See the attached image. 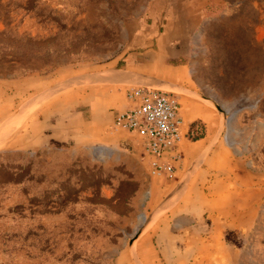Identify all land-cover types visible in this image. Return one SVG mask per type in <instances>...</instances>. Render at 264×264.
Masks as SVG:
<instances>
[{"label":"rangeland","instance_id":"1","mask_svg":"<svg viewBox=\"0 0 264 264\" xmlns=\"http://www.w3.org/2000/svg\"><path fill=\"white\" fill-rule=\"evenodd\" d=\"M110 71L144 80L104 81ZM136 86L171 93L203 132L173 179L152 176L137 139L111 125L76 144L28 127L41 108L85 101L87 90L116 99ZM233 167L235 194L203 197L251 203L244 247L263 264L264 0H0V264H144L135 246L128 253L140 229L200 171L205 181L204 171Z\"/></svg>","mask_w":264,"mask_h":264},{"label":"crops","instance_id":"2","mask_svg":"<svg viewBox=\"0 0 264 264\" xmlns=\"http://www.w3.org/2000/svg\"><path fill=\"white\" fill-rule=\"evenodd\" d=\"M152 65V61L149 64H140L141 67L148 68ZM101 76L104 81L144 80L138 75L119 71H110ZM91 79L97 80L96 77ZM161 88L180 92L170 86ZM85 96V101L79 100L72 105L61 103L41 108L37 114V120L28 127L32 130V128L46 125L50 127L52 137L56 140L65 142L74 140L75 144L78 139L87 142L93 139L96 133L104 137L108 127L113 126L116 116L133 106L127 99V93H122L114 99L105 89H99L91 90V92L87 90ZM204 102L209 104L208 100ZM181 115L190 128L193 123L192 119H188L190 114L181 113ZM201 116L205 118L204 115ZM204 140H197L193 145L182 143L180 146L182 158L176 164L177 174L183 173L185 164L199 155L203 149L200 144ZM214 153L215 149H212L207 157V161L212 165L216 163ZM181 168L182 171H179ZM233 169H229L231 172L226 169L209 173L204 171L205 181L201 180L202 177L199 178L202 174L200 171L194 182L193 180L190 182L179 202L166 210L150 230L135 241L136 257L144 264H256L247 247L238 248L226 241V235L229 232H234L240 239H247L254 223L253 209H247L251 203L238 204L236 199H233V203L231 200L228 204L224 203L215 207L212 201H207L203 197L204 194L217 195L220 192L223 193L222 195H234L233 184L235 177L239 174L234 167ZM158 194H160L158 189L152 186L151 200L154 203L152 210L160 202ZM128 253L131 257L133 256L131 251Z\"/></svg>","mask_w":264,"mask_h":264},{"label":"built area","instance_id":"3","mask_svg":"<svg viewBox=\"0 0 264 264\" xmlns=\"http://www.w3.org/2000/svg\"><path fill=\"white\" fill-rule=\"evenodd\" d=\"M133 106L120 112L113 129L137 139L152 176L173 179L181 160L180 146L190 139V128L180 103L166 91L136 86L127 92Z\"/></svg>","mask_w":264,"mask_h":264},{"label":"trees","instance_id":"4","mask_svg":"<svg viewBox=\"0 0 264 264\" xmlns=\"http://www.w3.org/2000/svg\"><path fill=\"white\" fill-rule=\"evenodd\" d=\"M198 128L196 124H192L190 127V137L191 140L193 141H197L203 138V132L200 133L198 132ZM202 131V130H201ZM226 241L230 244H233L234 246L238 247V248H243L244 247V239H240L238 237H236V234L234 232H229L226 235Z\"/></svg>","mask_w":264,"mask_h":264},{"label":"water","instance_id":"5","mask_svg":"<svg viewBox=\"0 0 264 264\" xmlns=\"http://www.w3.org/2000/svg\"><path fill=\"white\" fill-rule=\"evenodd\" d=\"M147 87L154 88L152 86H147ZM155 89H159V88H155ZM159 90H161V89H159ZM203 99L208 100L209 102L213 103V105H215L216 108L220 109V107L217 105V103L215 101H213L212 99H208V98H204V97H203ZM220 111H221V109H220ZM146 227H147V223L140 229V231L138 232L137 236L132 241H130L129 249H130L133 257H135L134 252H133V248L135 246V241L142 235V233H143V231L145 230Z\"/></svg>","mask_w":264,"mask_h":264},{"label":"bare ground","instance_id":"6","mask_svg":"<svg viewBox=\"0 0 264 264\" xmlns=\"http://www.w3.org/2000/svg\"><path fill=\"white\" fill-rule=\"evenodd\" d=\"M11 129H12V128H11ZM16 129H17V128H16ZM9 132H10V130H9L8 132H6V133H5V135H8V134H9ZM5 135H4V136H5ZM4 136H3V137H4Z\"/></svg>","mask_w":264,"mask_h":264}]
</instances>
